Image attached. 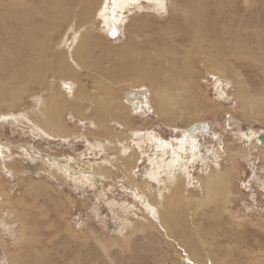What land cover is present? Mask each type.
Instances as JSON below:
<instances>
[{"label":"rangeland","instance_id":"obj_1","mask_svg":"<svg viewBox=\"0 0 264 264\" xmlns=\"http://www.w3.org/2000/svg\"><path fill=\"white\" fill-rule=\"evenodd\" d=\"M20 1L28 3L26 0H0V10L6 12L13 3L18 4ZM31 1L32 6L54 11L52 13H55L58 21L52 19L55 17L52 13L47 19L50 28L57 30L52 37V46H56L57 51L65 45L63 41H67L68 34L76 29V25L73 23L75 27L70 26L71 22L68 21V25L64 26L59 17L62 10L59 5L52 6L46 0ZM83 1L84 10L96 18L100 0H95L94 3L93 0ZM213 1L219 6V11H201L204 15L201 24L209 27L207 33L201 34V37L207 41L214 37L212 34L220 33L223 37L220 47L224 43L232 47L228 49L225 44L216 57L222 60L216 61L221 76L207 71L198 58L182 64L183 60L179 59L181 45L176 42L169 44L168 40L174 36L173 31L178 25L182 27V24L180 19H177V22L172 19L171 23L167 18H179L181 12L170 13L167 0H163L165 3L162 6L157 0H138L124 8L116 25L107 27L97 16L92 34L100 39L102 47L116 51L124 48L120 50L121 53L104 52L100 55V49L86 52V47L80 55L82 60L78 59L76 62H83L82 65L88 70L95 67L96 72L85 71L81 65V70L75 71L76 77L61 79L66 81L63 82L65 87L59 85L56 88L58 83L53 70L48 73V77L42 78L43 82L40 79L29 83V80L22 79L25 84L20 80L26 90L16 105L8 107L0 98V120L3 117L0 121V186L7 193H11L10 206L1 207L4 197H0V264H195L192 251L203 261L211 258L220 261V264H264V145L258 144L255 138L264 131V0ZM61 4H64L63 1ZM32 6L29 8L33 9ZM112 7L113 0H107V11L110 12ZM188 7L192 17L194 8L190 4ZM18 11L20 9L16 8L15 12ZM28 19L29 23L44 21L43 16H32ZM1 25L9 24L0 22V64L6 65V52L13 42L8 40L7 29ZM13 26L18 29L13 32L15 36L19 33L20 24L15 22ZM192 34L191 29L189 42ZM3 37H7V40ZM161 47L168 51H161L162 57L159 60L157 55ZM12 48L20 49L25 59L28 57L29 53L24 52L27 49L26 43L17 42ZM188 49L191 51L190 46ZM155 52L157 54H154ZM224 52L226 56L223 55ZM46 53L52 57L49 50ZM153 57H157L155 63L159 62L156 67L150 66L149 59ZM171 57L177 63V68L184 67L190 74L175 77L159 75V80L156 79L159 87L185 80L190 83V87H187L188 91L184 89V92H172L174 94L171 108L169 106L164 114L161 111V118L153 108L154 101L159 99L153 94L154 86L151 87L147 80L137 87H130L128 76L134 81L140 80L134 75L132 67H135L137 62H144V58L148 71L152 72L163 71L164 63L171 64ZM170 67L171 65L166 66V69L171 70ZM234 69H238L239 74ZM71 85L78 87L75 98L80 94V97L83 96L81 101L76 102L73 99L74 93L71 91L76 89L73 90ZM0 86H5L7 90L12 88L10 75L4 70H0ZM109 86L111 93L122 100L127 90L140 93V90H147L148 103L145 101L139 105L136 113L132 110L131 103H127L124 98L128 110L123 107L119 109L120 119L108 117L105 112L96 114L97 116L92 114L95 113V103L99 100H88L87 93L97 96L103 94L104 89ZM59 87H62V91ZM180 87L182 90L183 86ZM63 88L68 89L69 97L65 94L63 97ZM163 88L168 90L169 86ZM149 89L152 90L151 93ZM4 96L8 99L10 95ZM54 97L55 100L58 99L57 104ZM42 102L53 104L52 111L57 114L59 112L63 125L73 133L74 139L48 137L46 132L41 133L33 115ZM85 108L88 111H85ZM186 108L192 116L188 117ZM169 109L172 116L166 114ZM97 119L98 124L95 122ZM78 121L79 124H76ZM86 121H93L94 127H91V130ZM198 123H207L210 131L202 135L200 130H197L200 132L197 138H192L197 145L196 155L188 156L189 153H185L181 163L159 172L160 176L164 173H175L174 175L178 176L183 167L187 168L191 180L186 183L185 193L189 199L196 200L181 207L182 211L178 212L175 225L168 224L173 229L171 232L170 228L163 226L156 217L155 207L148 206L145 195L132 189L126 182L123 170L134 166L132 168H135L137 181L147 180L148 187H152L148 188V191L163 193V187L159 188L158 185L160 183L153 184L154 181L149 178L154 170L149 164V156L139 154L138 157L134 151H138L136 148L141 145L154 147L157 141L150 140V136L159 137L175 146L183 139L182 132ZM127 136L128 138H125ZM120 138V145L123 142L126 148L116 151L111 141ZM148 139L150 143H147ZM192 139L187 138L186 151H189ZM105 142L107 144H104ZM131 143L133 146L129 145ZM125 149L126 151H123ZM159 149L153 150L156 155L164 153L167 158L170 154L168 148L161 149L162 151ZM117 157H121V160L117 161ZM230 159L234 165L230 164ZM110 160L112 166H109L108 170L112 171L107 173L108 176L104 180L91 176L100 169L101 163ZM135 161L137 163H134ZM121 162L123 164H120ZM214 163L221 170H228L225 181L233 196L223 208L214 207L212 203L205 201L197 181L199 176L210 173V169L211 172L214 170ZM204 165H207L208 169ZM231 165L235 168L233 171L230 170ZM163 179L162 177L161 181ZM225 208L232 212L233 218L224 211ZM174 226H179L177 231Z\"/></svg>","mask_w":264,"mask_h":264},{"label":"bare ground","instance_id":"obj_2","mask_svg":"<svg viewBox=\"0 0 264 264\" xmlns=\"http://www.w3.org/2000/svg\"><path fill=\"white\" fill-rule=\"evenodd\" d=\"M26 1H28V3H25L23 1H20L18 4H17V2L16 3H13L12 6L7 9L6 12H5V10H0V22L3 21V23L9 24V25H6V26H3V25H1V26H3L5 29H7V34H9L8 40L13 42V44L11 45L9 51L6 52V54L8 55V62H7V64L6 65H1L0 64V70H4V71H6V72L9 73V75H10V82L12 83L11 90L10 89L7 90L5 86H0V93H2V95H0V98H2L4 100L3 103H5V105L8 106V107H11V106L16 105L18 103V101L20 100L21 94L26 90V86L23 85L22 82L20 81L22 79L23 80H26V79L29 80V83H33V81L40 80V79L43 82V79L42 78L48 77L47 76L48 73L50 71H53L54 70L53 71L54 72V77L56 76V79H57L56 82L58 83L57 86H56V88L59 85H62V86L65 87V84H63V82H66V81H63L61 79H63V78H73L74 76L76 77L75 71L81 70L80 66L83 63V62H76V61L78 59H79V61L82 60L80 55L83 54L82 51L86 47H88L87 50H86V52L87 51L95 50L96 48L97 49H100V50H98V53L100 55H103L104 52L107 53V54L114 53V52L115 53H121L122 51H120V50H122L124 47L119 48L117 51H116V49L115 50H110V49L103 48L102 45H101V43H100V39L97 38V37H95V36H93V34H92V32H93V25L97 21V16L100 17V20L102 22H104L107 27L108 26L110 27L112 24L116 25V23L119 21V18L121 16V13L124 10V8L126 6L133 5V3H136L138 0H113V7L110 10V12L107 11V0H100V2H98V4H97L98 7L96 6L97 7L96 18L92 14H89V12H87V11L84 10V8H83L84 6H82V4L84 3L83 0H57V2H54V3L52 2V0H46L52 6L54 4L56 6L59 5V7L62 8V10H60L61 11V14H60L59 17L63 20L64 26H67L69 22H71L70 23V26L76 25V29L72 33H69L68 34L69 36L67 38V41L64 42L62 40L63 43H65V45L63 47H61V48H58L57 51H56V49H57L56 46H52L53 43H54L53 42V39L54 38L52 39L53 33L56 32L57 30L55 29V31H54V29L52 30L50 28L51 25H50V23L48 22V19H47V16H50V13H52L54 11L53 10L50 11V10H47V9H40L39 7L32 6L33 3H32L31 0H26ZM62 1L64 3L63 5L61 4ZM94 1L95 0H93L92 2L94 3ZM157 1H158V4L160 6H162L165 3V2H163V0H157ZM167 3L169 4V7H170V13H172V12L173 13L174 12L175 13L176 12H179L180 13L181 12V15L179 16V18L178 17L172 18L173 16H171V17H169L167 19H169L168 22H171V23H172V19H175L174 21H176L177 19H180L181 20V22L179 20H178V22H180V24H182V27H180L178 25L177 28H175V30L173 31L174 36L171 39H169L168 41H169V44H170V42H176L179 45H181L180 46L181 47L180 48L181 54H180V58L179 59L183 60L182 64L183 63L186 64L187 62H191L193 58H198V59H200V63L202 62L205 65V68H206L207 71H209L212 74H216V75H220L221 76V72L219 71V69H217V67L219 65L216 64V61H222V60L221 59H216V57L218 55V52L221 51V49L223 48V46L225 44H226V46H227L228 49H230L232 47H230L227 43H224V45H222L220 47L219 44H220V42H221V40L223 38V37H221L220 33H218V34H212V35H214V37L211 40H207V41L204 40L201 37V34H206L207 31H208V28H209L208 26H205L204 27L201 24L202 23V20L204 18V15H202L201 11H208L209 12V10L213 9L212 10L213 12H215V11L218 12L219 10L217 8H219V6H217V4L213 0H204V1L203 0H180L179 2H176V0H167ZM227 3L229 4V1H227ZM189 4H190L191 7L194 8V10H193L194 11V15L192 17L189 15V11H190V8L188 7ZM29 6H32L33 9H30ZM16 8H17V10L20 9V11L15 12V9ZM164 8L165 7H163V9ZM12 9L14 11H12ZM52 14L55 15V13H52ZM32 16L33 17L34 16H43V20H44L43 23H41L40 21H39V23H37V22H35V23H29L28 22V20H29L28 18L29 17H32ZM52 19H56L57 20L56 15H55V17L53 16ZM228 19H231V18H228ZM15 22H19V24H20V30H19V33H17L14 36L13 35V32L18 30L15 26H13V23H15ZM73 23H74V25H72ZM243 28H244V26H243ZM191 29L193 30V34H192L191 40L189 42L188 36H189V34L191 32ZM245 30H247V27L245 28ZM70 31H72V30H70ZM48 32H51V33H48ZM37 33H39V34H37ZM3 38L7 40V37H3ZM17 42H21V43L24 42V43H26L27 49L24 52H26L27 54L29 53L28 54V57H27L28 59L27 58L26 59L24 58L25 55H22L21 54L22 52H20L21 51L20 49H19L20 50L19 51L17 49L12 48V47H14L17 44ZM176 43H174V44H176ZM123 44H125V43H123ZM179 45H178V47H179ZM188 46H190L191 51H189ZM51 47H53V48L51 49ZM164 47H161V48L158 49V51H160V53L157 55V57L159 58V60L161 59L160 57H162L161 51H164V49H166ZM47 50H49V54L52 57H50L49 55H47V53H46ZM166 51H168V50L166 49ZM172 52H174V51H172ZM154 54H157V52H155ZM112 55H114V54H112ZM143 55H141V57H144ZM223 55L226 56L227 54L224 52ZM157 57H153V58L149 59L150 60V66H153V67L155 66L156 67V66L159 65V62L155 63L157 61ZM172 57H173V55H172ZM172 57H171V64H169V62L163 64V66L165 68V69H163V71L162 70H158V71L154 70L152 72L148 71V69H149L148 68V64L146 63V60L144 58V62H142V61L137 62L136 65H135V67H132V68H134V71H135V74L134 75L137 76L140 80L134 81L131 78V76H128V81H129L128 82V86H130V87H137L138 85H141L142 82H145L147 80L151 84V87L154 86L152 88L153 89V94L157 95L159 97V99L157 101H154L153 108H154V112H156L158 115H159V113L161 111L164 114L165 113V110L169 106L171 108V100H172V97H173V94H174L172 92L178 93V92H184L185 90L188 91L189 88H187V87H190V85H189L190 83H187L186 80H185V82H182V81L174 82L172 85H170V84L164 85L165 87H168L169 86V89L168 90H165L163 88L164 86H162V87L160 86L159 87V85H158L159 82L156 81V79L159 80L158 79V76L159 75L167 74V77H175V75L177 76V75H182V74L183 75H189L190 74V71H188L187 69L186 70L183 69L184 67H182V69L181 68H177L178 67V66H176L177 63H175L172 60ZM123 58L125 60V57H123ZM72 59H74V63L73 64H72ZM75 62H76V64H75ZM170 65H171V67H170L171 70L169 68L166 69V66L169 67ZM127 66L129 67V63H127ZM82 67L85 68L86 69L85 71H88V72H96V70H97V68H95V67L93 69L89 68V70H88V68L84 67V64L82 65ZM123 69H125V68H123ZM159 69H161V68L159 67ZM238 71H239L238 69H237V71L235 70V72L239 74ZM238 74L236 76H238ZM119 77H122L123 78V76H119ZM51 80L53 82V78ZM44 81L50 82V80L49 81L44 80ZM23 82H25V81H23ZM70 82H71V80H70ZM95 82H97V81H95ZM25 84H26V82H25ZM45 85H46V83H45ZM180 85L183 86L182 90H181V87L179 88ZM35 86H37V85H35ZM72 87H73V90L76 89L74 92L71 91L72 94L74 93L73 99L76 100V102L77 101L78 102L81 101V99L83 98L82 95L80 97V94H79V97L78 98H75L76 93H77V90H78V87H76V88H74V86H72ZM67 88H68V86H67ZM64 89L65 88H63V90ZM54 90L56 91V89H54ZM67 90L65 89L62 92L63 93L62 94L63 97H64V94L65 95H68V97H69V94H68V91ZM57 91L59 92V89H57ZM61 91H62V89H61ZM140 91H141V94L142 95H141L140 100L138 101V104L139 105H142L145 101H147V93H148V91L147 90H146V92L144 90H140ZM151 92H152V90L149 89V93H151ZM99 93H100V91H99ZM4 95H6V96L7 95H10L8 97L9 100L6 99ZM53 95H54V93H53ZM95 95H91V94L88 95V93L86 95V97H87L88 100H90V99L91 100H99L98 103H95L96 110H95V113H92V114H95L96 115V114H100L102 112L103 113L105 112L108 115V117L114 116L115 119H120V116H118L119 109L123 107L126 110H128V106L125 104L124 94H123V100L121 98L120 99L116 98L111 93L110 86L104 89L103 94L101 93V94H97V96H95ZM220 95H221V93H220ZM53 99H54L55 103L57 104V102H58L57 100L58 99L55 100V97ZM21 100H22V98H21ZM61 100L62 99H60V101ZM66 101L67 100H63V102H66ZM69 101H71V100H69ZM68 103H66V104H68ZM101 103H102V105H101ZM147 103H148V101H147ZM58 105H56V106L58 107ZM62 105L64 107V104H62ZM68 105L71 106V104H68ZM51 107H53V104L52 103L42 102V103H40L39 108L36 110V113L33 115L34 116L33 120H36L38 122V125L41 128L40 129L41 130V133H42V131L43 132H46L49 135L48 137H50V136L51 137L58 136L61 139H70V138H73V133L70 132L67 128H65L66 125L65 126L63 125V123H62V121L60 119V116H59V112H58V114L57 113H54L52 111V108ZM67 108H69V107H67ZM145 108H147L146 107V104H145ZM85 111H88V109L85 108ZM185 112L187 113L188 117H190V116L193 115L191 112H189V110L187 108L185 109ZM86 113H88V112H86ZM19 114H20V112L18 113V115ZM166 114H168L169 116H172L171 110L169 109L166 112ZM13 116H14V114H13ZM159 116L161 118L163 117L161 114ZM22 117L23 116H21V119H20L21 121H22ZM122 117H123V119L125 118L124 116H122ZM2 118H1V120H3ZM99 119H100V117H99ZM115 119H114V121H115ZM23 120H25V119L23 118ZM27 120L28 119L26 118V121ZM30 122H32V121H30ZM79 122L80 121H78V123H76V124H79ZM95 122L97 123L98 122V119L95 120ZM198 124H200V123H198ZM88 125H89L88 128L91 130V127H94L93 126L94 125L93 121H89ZM88 125H86V126H88ZM33 127L34 126L32 125V128ZM39 127H38V129H39ZM189 128L186 129L185 132H182V136L181 137L183 139H180L175 144V146H173L169 142L162 141L159 137H155V136H150V138L148 137L150 140H155V142L157 141V143L155 145L153 144L154 147H151L150 148V147H148L149 145L148 146L147 145H141V146H139L140 144L139 145H136V147L139 146L138 148H136L138 151H134V153H135L136 156H138V157H140V155L141 156L142 155H146V157L149 156V160L146 159V161L147 160L150 161L149 164H151V166L154 167V170H152L151 176H149V178L154 181L153 184H155V183L156 184H158V183L161 184V185L160 184H158V185L160 186L159 188H162L163 187L162 188L163 189L162 192L164 191L163 193L160 192V194H157V192L155 193V191L154 192L148 191V188H152V187H148L147 180L146 181L144 180V182L142 181L143 183L142 182H139V180L137 181L136 178H135V172H134V169L135 168L134 169L132 168L134 166H129L125 170H123V167H122V170L125 171L124 172V175H125L124 178H125L126 182L130 185V187L132 189H135V191L138 190V191L142 192L145 195V197L147 198L146 200L149 202V205L148 206H151L152 208L155 207V209H156V214H155L156 217L159 218L158 220H160V223L163 224V226H165L166 228H170L171 232L173 231V229L171 227H169L168 224L175 225L174 222H175V220L179 216L178 212H181L182 211V208L181 207H184L186 205L188 206V205H190L192 202H194L196 200L189 199V197L185 193L186 183L190 179V175L187 172V168L183 167L184 169H182L180 171V175H178L176 173L178 176H175L174 175L175 173L174 174L173 173L172 174L164 173V175L160 176L159 175V172L161 171V169L168 170V168H170V167L178 164L180 161H183L182 156L185 153H189L188 156H190V155L191 156L196 155L195 153H196V147H197V145H195L193 139L194 138L196 139L197 138V134L200 133V132L199 131L197 132V130H199V129H196L195 136L193 137V139L191 138L193 141H192L191 145H189V151L187 150L188 151L187 152L185 148L187 146L186 140H187L188 137L190 138V135L188 134ZM120 133L122 134V132H120ZM139 134L140 133H138V135ZM41 136H45V134L44 135H41ZM125 138H128V136L125 137ZM149 139H148V142L147 143H150ZM119 140L122 141V138H120V139H114L113 141H111L113 143V145L116 147L115 148L116 151L117 150L118 151L119 150L121 151L123 148H126V145L123 146V142H121L122 145H120V141ZM106 141H108V140H106ZM94 144H96V143H94ZM104 144H107V142H105ZM142 144H144V143H142ZM129 145L133 146L132 143L129 144ZM156 148H160L159 150H161V149L162 150H165L166 148H168L170 154L168 155L167 158H166V154H164V153L159 154V155H156V152L153 151ZM127 149H129V148H127ZM6 150H8V149H6ZM23 151L26 152L25 149H23ZM123 151H126V149L123 150ZM159 153H161V152L159 151ZM226 153H227V151H226ZM2 154H3V152H2ZM26 156L28 157V155H26ZM198 158H200V157H198ZM231 159H230L229 162H231L230 164H233V161H231ZM119 160H121V157H117V161H119ZM124 161H126V160H124ZM134 163H137V162L135 161ZM72 164H73V161H72ZM120 164H123V163L121 162ZM213 165H215V163ZM218 165H220V164L218 163ZM233 165H231V167H230V170L231 171H233L235 169ZM100 166H101L100 169L99 170H96V174L95 175L92 174L91 176H93V178H95V179L96 178H99V180H104L105 177L108 176L107 173L110 172V170H111V169L110 170H108V169H109V166H112V160H110L109 162L101 163ZM2 168H4V167H2ZM59 169H61V168H59ZM6 170H4V172ZM116 170H118L117 167H116ZM227 174H228V170H221L217 165H215V168H214V170H212V172H211V169H210V173H207L204 176H199L197 178V181L199 182L198 185H200L201 192L203 193V195H202L203 198L205 199L206 202L212 203V205L214 207L215 206H219L220 208H223L225 205H227L228 199L231 198V196H233L232 195V192L230 191V186H228V183L225 181V176ZM136 177H138V176H136ZM162 177L164 178L163 179L164 182H163V180L161 181ZM144 178H145V176H144ZM120 180L122 181V179H120ZM192 180H193V178H192ZM197 181H196V183H197ZM128 184H126V185H128ZM193 188H194V186H193ZM132 189H130V190H132ZM154 190H155V188H154ZM10 194H9V192L7 193L4 190V188H2V186H0V197L1 198L4 197V200L2 201L1 207L4 206V205H9L10 206V199H11L10 198V196H11ZM146 200H145V202H146ZM148 202H146V203H148ZM229 202H231V200ZM141 203L143 204V202H141ZM152 208H151V210H152ZM224 211H226L228 213V215L231 218H233L232 212H229L227 210V208H225ZM153 226H154V224H153ZM173 228H174L175 231H177V229L179 228V226H174ZM170 230H168V231H170ZM170 235H171V233H170ZM192 252H193V255H194L193 258L195 260V264H220V261H214L211 258H206L205 261H203V260H201L197 256V254L194 251H192ZM190 255L192 256V253H190ZM189 260H191V259H189Z\"/></svg>","mask_w":264,"mask_h":264},{"label":"water","instance_id":"obj_3","mask_svg":"<svg viewBox=\"0 0 264 264\" xmlns=\"http://www.w3.org/2000/svg\"><path fill=\"white\" fill-rule=\"evenodd\" d=\"M141 93L135 90H128L124 93V98L127 103H131L132 110L134 112H138L139 104L138 101L141 98ZM196 129H199L202 135L207 134V132L210 131V126L207 123H203L202 125L194 124L192 125L189 130L188 134L190 135V138H193L195 136ZM256 140L260 145H264V131L260 132L255 136Z\"/></svg>","mask_w":264,"mask_h":264}]
</instances>
